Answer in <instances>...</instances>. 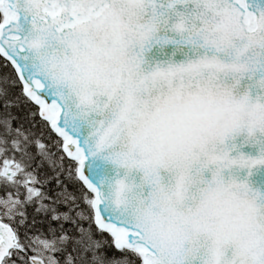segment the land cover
Segmentation results:
<instances>
[{
  "label": "snow or ice",
  "instance_id": "snow-or-ice-1",
  "mask_svg": "<svg viewBox=\"0 0 264 264\" xmlns=\"http://www.w3.org/2000/svg\"><path fill=\"white\" fill-rule=\"evenodd\" d=\"M0 264H264V0H0Z\"/></svg>",
  "mask_w": 264,
  "mask_h": 264
}]
</instances>
